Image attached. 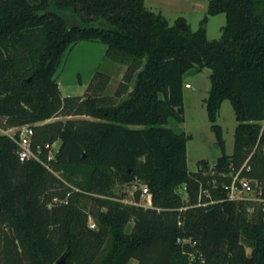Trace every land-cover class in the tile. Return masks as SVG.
I'll use <instances>...</instances> for the list:
<instances>
[{
	"label": "trees",
	"instance_id": "1",
	"mask_svg": "<svg viewBox=\"0 0 264 264\" xmlns=\"http://www.w3.org/2000/svg\"><path fill=\"white\" fill-rule=\"evenodd\" d=\"M220 13L221 36L209 40ZM80 41L128 65V97H62L56 70ZM194 68L211 70L205 105L223 155L191 172L189 137L167 123L184 121ZM224 100L237 120L231 155L217 124ZM60 116L93 119L49 121ZM263 121L264 0H209L197 30L145 0H0V127L30 125L34 146L60 142L52 160L44 151L20 161L15 139L0 134V264H264L263 204L229 200L224 187L245 164L264 194ZM136 182L151 206L142 189L132 203L115 193Z\"/></svg>",
	"mask_w": 264,
	"mask_h": 264
},
{
	"label": "rangeland",
	"instance_id": "2",
	"mask_svg": "<svg viewBox=\"0 0 264 264\" xmlns=\"http://www.w3.org/2000/svg\"><path fill=\"white\" fill-rule=\"evenodd\" d=\"M208 2L209 0H198V4H194V6L188 2L184 4L181 11L169 10L164 12H166V18L170 23L177 17L184 16L192 29L197 30L201 20L207 14ZM225 23L226 15L224 13L210 16L206 25L207 38L209 40L220 38L221 28ZM107 50L108 46L100 41H80L64 54L56 70V79L62 97L99 96L100 101L107 105L117 104L128 97L133 84L131 82L128 87L124 84L128 65L108 58ZM210 73L209 68L201 70L194 68L185 73L183 87L184 121L178 122L175 118L170 117L167 123V126L175 132H184L189 137L187 141V167L191 172L198 170L200 160H207L213 164L217 158L223 155V150L216 141V134L211 128L205 105V99L209 95L211 86ZM186 83H189L190 87H185ZM67 118L93 119L89 116H60L49 121ZM261 123L264 125V121ZM217 124L223 130L225 153L231 155L234 151L237 120L229 100L222 102L217 116ZM8 129L0 127V134H5ZM59 143H56V148ZM142 187L137 182L130 185H116L115 193L124 197L123 202L132 203L135 191L142 189ZM140 204L149 207L146 196H141ZM94 222L93 218H89L90 227ZM132 225L133 223L129 224L128 231L131 230ZM247 252H250V248H247ZM128 264H138V262L131 259Z\"/></svg>",
	"mask_w": 264,
	"mask_h": 264
},
{
	"label": "built area",
	"instance_id": "3",
	"mask_svg": "<svg viewBox=\"0 0 264 264\" xmlns=\"http://www.w3.org/2000/svg\"><path fill=\"white\" fill-rule=\"evenodd\" d=\"M185 87H190L189 83L185 84ZM6 135L15 139L18 145V157L20 161L34 159L42 161L41 155L44 151L47 152V159L52 160L56 157L59 146L56 148V143H46L45 145L37 144L33 145V128L30 125L19 126L15 129L10 128L5 132ZM236 172L232 170L228 176L231 178L228 184L224 187L227 191V197L232 201L250 200L263 204L262 211L264 212V194L263 187L257 181L242 176V169ZM141 196H146L148 206H151V194L147 187L142 185ZM146 206L144 204H141ZM95 224L91 225L93 228Z\"/></svg>",
	"mask_w": 264,
	"mask_h": 264
},
{
	"label": "crops",
	"instance_id": "4",
	"mask_svg": "<svg viewBox=\"0 0 264 264\" xmlns=\"http://www.w3.org/2000/svg\"><path fill=\"white\" fill-rule=\"evenodd\" d=\"M198 4V0H145L147 7L150 9L161 12L166 17V12L169 10L181 11L184 8V4L187 3Z\"/></svg>",
	"mask_w": 264,
	"mask_h": 264
},
{
	"label": "water",
	"instance_id": "5",
	"mask_svg": "<svg viewBox=\"0 0 264 264\" xmlns=\"http://www.w3.org/2000/svg\"><path fill=\"white\" fill-rule=\"evenodd\" d=\"M29 80H30V79H29ZM66 259H67V256H64L62 259H60V260L58 261L57 264H65Z\"/></svg>",
	"mask_w": 264,
	"mask_h": 264
}]
</instances>
